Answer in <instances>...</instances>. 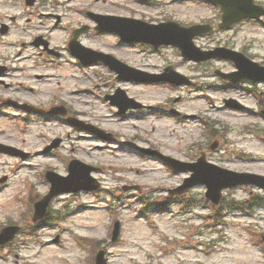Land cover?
Masks as SVG:
<instances>
[{
  "label": "rangeland",
  "instance_id": "1",
  "mask_svg": "<svg viewBox=\"0 0 264 264\" xmlns=\"http://www.w3.org/2000/svg\"><path fill=\"white\" fill-rule=\"evenodd\" d=\"M85 10L149 22L160 16L214 26L219 21L215 7L196 0H34L30 7L25 0H0V22L10 27L9 33L0 34V65L7 67L0 75V101L10 98L41 108L62 104L82 121L111 134L105 141L56 115H25L0 102V143L28 153L21 160L0 152V179L6 176L0 183V226L11 222L22 229L0 247V264H94L93 245L98 246L96 251L103 250L104 264H264V208L255 207L264 200V191L249 185L226 189L215 207L204 198L203 186L170 197L168 189L189 174L171 172L136 150L151 147L182 161H194L206 152L207 160L219 167L264 176V85L254 94L246 85L225 87L213 72L232 67L216 61L181 67L193 79L187 89L120 83L101 66L81 70L64 54L63 44L67 47L72 39L69 27L92 24ZM49 14L61 16L60 22ZM39 34L47 39L43 38L48 49L56 47L59 57L38 55L44 54L43 47L32 41ZM85 34L80 41L86 47L145 71H161L177 59L173 51L121 45L109 34L93 30ZM195 44L244 48L264 63V19L214 31ZM118 88L144 106L116 114L117 108L102 96ZM228 98L237 99L245 109H228L223 104ZM168 109L180 115H169ZM55 138L61 139L59 147L44 154V146ZM212 144L214 150L209 148ZM71 159L98 168L91 175L100 186L57 194L49 203L46 221L30 225L32 211L25 218V209L29 197L36 201L48 192L45 170L65 177ZM78 182H86L84 173L76 174L70 184ZM125 186L138 190L124 191ZM116 220L119 234L112 242ZM56 236L58 243L53 244ZM80 238L91 239V247L82 246Z\"/></svg>",
  "mask_w": 264,
  "mask_h": 264
},
{
  "label": "water",
  "instance_id": "2",
  "mask_svg": "<svg viewBox=\"0 0 264 264\" xmlns=\"http://www.w3.org/2000/svg\"><path fill=\"white\" fill-rule=\"evenodd\" d=\"M209 1L221 5L223 11L222 20L224 22L223 24L224 26H227L230 23H233L241 18H246V17L259 18L260 15L264 14V12L261 9L253 6L252 3L253 0H209ZM29 4H32V0L29 1ZM97 20L100 25V28L109 27L104 23H102L101 21L99 22V19ZM110 28L112 30L117 31L123 39L127 38L126 35L123 33L121 27L119 26L118 22L113 21L112 24L110 25ZM168 29L169 28L167 25H164L163 27H159V26L151 27L147 25H142L141 29L138 32V36L141 38L138 39L143 41H151V40H145L143 37L157 35L161 31H164L166 33ZM209 30L210 29L207 26L192 27L190 29H187V38H183L181 42L175 40H169V41H164V43L177 44L183 49L184 54L185 55L187 54V58L196 59V57L194 56V52L198 50L195 49V47L193 46L192 38L195 35L205 33ZM151 42L155 44L161 43L159 41L157 42L151 41ZM75 46H76L75 43H71V50H73V52L80 59L84 58V56H82L81 54L75 51L74 49ZM202 55L203 56L198 60H205L207 58L215 57V55L211 53H202ZM253 66L264 71V68H260L256 64H254ZM243 69L249 71V68L245 65H243ZM118 71L121 73L123 72L122 70H118ZM72 122L77 126L80 125V123L77 121H72ZM173 167L175 169H180V170L187 169L193 171V175H191L190 178L185 179L184 183L180 187L172 190V194L181 193L197 184H204L207 188L205 197L214 204L219 203L221 190L228 187H234L239 184H253L264 188L263 176H257L249 173H236L233 171L221 169L219 167L206 163L204 157L200 158L199 161L195 164H188V163L185 164L175 161ZM78 168H84L85 177H88V174L90 173V171H92V168L87 167L85 165H81L80 163L73 161L70 163L69 166V172H70L69 177L66 178L59 177L51 172H48L46 174V178L52 183V187L50 189L49 194L46 195L42 201L38 202L35 205V215L33 218L34 221L44 216L47 205L50 199L55 194L60 192H67V191L75 192L80 189H91L97 187V185H93V184H76V185L70 184L74 180V176L76 175V170ZM17 231H18L17 227H8L3 229L2 232L0 233V243L9 241ZM117 234H118V223H116L114 226L112 240L116 239ZM102 257H103L102 252H99L96 258V264L102 263Z\"/></svg>",
  "mask_w": 264,
  "mask_h": 264
},
{
  "label": "bare ground",
  "instance_id": "3",
  "mask_svg": "<svg viewBox=\"0 0 264 264\" xmlns=\"http://www.w3.org/2000/svg\"><path fill=\"white\" fill-rule=\"evenodd\" d=\"M50 33H51V32H50ZM50 33H49V34H50ZM53 36H54V38H56L58 35H57V34H54ZM49 37L52 38V35H50ZM106 126H107V125H106ZM107 127H108V126H107ZM113 129H115V127H114Z\"/></svg>",
  "mask_w": 264,
  "mask_h": 264
},
{
  "label": "flooded vegetation",
  "instance_id": "4",
  "mask_svg": "<svg viewBox=\"0 0 264 264\" xmlns=\"http://www.w3.org/2000/svg\"><path fill=\"white\" fill-rule=\"evenodd\" d=\"M7 68L4 67H0V73H2L3 71H5Z\"/></svg>",
  "mask_w": 264,
  "mask_h": 264
}]
</instances>
